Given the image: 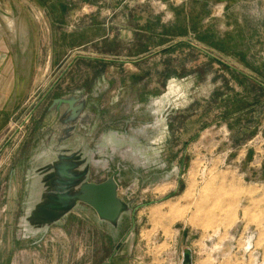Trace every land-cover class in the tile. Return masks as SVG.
Listing matches in <instances>:
<instances>
[{
  "label": "rangeland",
  "instance_id": "1",
  "mask_svg": "<svg viewBox=\"0 0 264 264\" xmlns=\"http://www.w3.org/2000/svg\"><path fill=\"white\" fill-rule=\"evenodd\" d=\"M184 252L264 264V0H0V264Z\"/></svg>",
  "mask_w": 264,
  "mask_h": 264
},
{
  "label": "water",
  "instance_id": "2",
  "mask_svg": "<svg viewBox=\"0 0 264 264\" xmlns=\"http://www.w3.org/2000/svg\"><path fill=\"white\" fill-rule=\"evenodd\" d=\"M58 104H65L69 108L72 119L77 118L82 110V105L76 100H59ZM117 186L113 178L102 184H86L83 186L80 200L92 207L98 215L109 222H115L122 212V205L117 199ZM181 264H193V259L189 253L182 254Z\"/></svg>",
  "mask_w": 264,
  "mask_h": 264
}]
</instances>
